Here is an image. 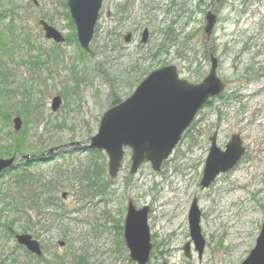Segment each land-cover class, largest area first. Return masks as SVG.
Returning <instances> with one entry per match:
<instances>
[{
  "label": "rangeland",
  "instance_id": "1",
  "mask_svg": "<svg viewBox=\"0 0 264 264\" xmlns=\"http://www.w3.org/2000/svg\"><path fill=\"white\" fill-rule=\"evenodd\" d=\"M207 13L216 19L210 35L204 33ZM67 16L65 0H0V158L14 149L15 116L25 121L27 149L22 154L88 144L113 102L127 99L161 67L175 66L179 78L197 85L214 59L225 88L199 111L158 173L144 163L130 175L127 149L117 178L110 180L104 166L100 189L86 195L84 190L81 196L75 192L78 174L102 163L91 153L68 148L22 167L50 185L64 181L57 195L66 193L61 205L72 212L65 237L58 227L40 233L43 264H57L56 256L66 254L68 261L85 255L88 264H135L114 228H122L129 201L149 207L148 264H241L264 219V0H102L89 46L92 55L77 44ZM39 20L59 31L65 42L45 40ZM144 29L149 35L141 45ZM126 34L132 35L128 43L122 41ZM56 96L62 103L53 112ZM214 133L220 150L237 135L245 154L232 171L201 189ZM10 180L0 176V264H24V249L14 239L24 233V224L11 223L3 208ZM193 200L205 242L201 257L188 228ZM58 241L69 243L61 249ZM186 244L190 259L183 255Z\"/></svg>",
  "mask_w": 264,
  "mask_h": 264
},
{
  "label": "water",
  "instance_id": "2",
  "mask_svg": "<svg viewBox=\"0 0 264 264\" xmlns=\"http://www.w3.org/2000/svg\"><path fill=\"white\" fill-rule=\"evenodd\" d=\"M70 18L75 26L78 45L92 55L89 48L94 27L102 6V0H66ZM204 33L210 35L216 19L211 13L206 15ZM47 40L54 43H63L61 34L45 22L39 23ZM148 31L141 35V43L145 44ZM131 35L127 34L124 41L128 43ZM216 60H211L208 75L200 84H190L179 78L175 66H165L151 72L123 102L111 107L103 113L97 133L91 137L88 144L77 143L69 146L52 148L47 152L37 155L50 157L61 150L68 148L79 149L87 147L90 150H100L107 157V169L110 179H114L121 168L124 149L131 151L130 174H135L140 166L149 162L151 169L158 172L162 163L170 156L182 134L188 129L193 118L207 101L220 94L224 85L216 76ZM61 104L60 97H55L51 102V110L56 112ZM13 128L19 131L21 120L15 117ZM210 148L200 180L202 189L208 188L219 174L232 170L244 154V148L237 135H233L226 144L225 150L216 147V134L209 139ZM29 155L21 158L11 157L0 159V174L11 169L19 160H28ZM62 194V198L65 197ZM149 208L143 206L139 209L129 201L123 222V239L129 251V258L136 264H147L152 245L147 224ZM200 212L196 201L193 200L188 212L189 235L198 257L204 249V240L200 235ZM19 246L24 247L29 253L40 257L42 252L37 241L30 235L15 236ZM63 247V242H58ZM184 256L189 259V247L183 248ZM241 264H264V219L253 249Z\"/></svg>",
  "mask_w": 264,
  "mask_h": 264
},
{
  "label": "trees",
  "instance_id": "3",
  "mask_svg": "<svg viewBox=\"0 0 264 264\" xmlns=\"http://www.w3.org/2000/svg\"><path fill=\"white\" fill-rule=\"evenodd\" d=\"M120 13L123 12H118L117 15ZM67 18L71 29L74 30L69 16H67ZM118 103V100H116L113 102L112 106ZM24 122L23 125L25 124ZM10 143L14 149H11L10 153H6V156L22 155V151L27 149L25 131L21 130L16 134V138H12ZM91 155L96 157V159L102 160L101 166L99 169H83L81 173L78 174L80 179L75 191L77 195H84V190L86 195L90 194L94 189H100L99 186H97V181L101 180V173L104 170V156L96 151L92 152ZM29 163H32V161L30 160ZM15 169L16 167L5 172V175H9L11 180L9 181L8 192L3 198V208L11 217L10 222L15 223L22 221L24 224V232H30L36 236L41 230H50L51 228L58 227L59 230L63 232L64 236L70 224V220L68 219L70 212L61 205L57 192L61 188H64L65 182L63 181L55 185H50L48 182L35 179L25 168ZM86 183H88V186H86ZM114 228L117 230V234L121 236V228L118 227V225ZM68 243L69 242H67V244ZM121 243L122 241H120V245ZM66 257L67 254L61 257L56 256V262L59 264H88L85 255H78L70 259V261H68ZM24 258V264H41L45 260L44 258L37 259L25 251Z\"/></svg>",
  "mask_w": 264,
  "mask_h": 264
},
{
  "label": "flooded vegetation",
  "instance_id": "4",
  "mask_svg": "<svg viewBox=\"0 0 264 264\" xmlns=\"http://www.w3.org/2000/svg\"><path fill=\"white\" fill-rule=\"evenodd\" d=\"M45 231H47V230H41V231H39V234H38L37 236L34 235L33 233L27 232V234H30L31 237H32V239L35 240V241H37L38 244H39V246H40V250H41V252H42V255H41L40 257H37V256H35V255L29 253L31 256H33V257H35V258H37V259H41V258H44V259H45L43 249H42V247H41L39 241L37 240L38 237L40 236V233H43V232L45 233ZM47 232H48V231H47ZM67 242H68V241H67ZM67 242H66L65 244H67ZM65 244L63 245V247H61V249H63V248L66 247ZM67 245H68V244H67ZM64 246H65V247H64ZM46 262H47V261H46V259H45L43 263H46ZM43 263H41V264H43ZM56 263L59 264L58 262H56Z\"/></svg>",
  "mask_w": 264,
  "mask_h": 264
}]
</instances>
